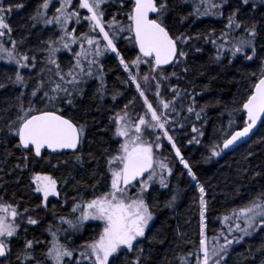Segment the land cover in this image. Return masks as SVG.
<instances>
[{
	"label": "snow or ice",
	"instance_id": "6c2138e0",
	"mask_svg": "<svg viewBox=\"0 0 264 264\" xmlns=\"http://www.w3.org/2000/svg\"><path fill=\"white\" fill-rule=\"evenodd\" d=\"M112 2L113 0H58L56 6L53 0H40L30 15V27H25H29L30 31L40 25L43 29H50L51 34L40 41V46L21 51L18 45H23L27 37L12 38L13 28L7 20L14 9H21L24 4L0 0V61L16 66L13 75L0 78V89L9 85L14 89H27L32 77L22 74V70L36 68L38 55L42 54L40 77L29 95L36 98L42 92L46 101L44 107H37L34 99H29L26 103L25 92L22 90L15 95L14 102L8 108L0 109V113H3L0 115V134L5 138H18L13 142L21 152L22 163L15 164V169L26 171L30 158L32 162L40 163L36 158H50L51 154H63L66 150H70L76 162L83 166L86 124L67 114L63 106L66 104L75 107L78 99L83 100L90 80L99 81L94 95L98 99L103 98L107 84L101 61L106 55L114 54L126 74L123 83L134 86L142 101L139 112L133 114L129 111V107L136 102L133 97L110 117L113 125L112 139L116 146L111 150H100L108 176L105 190L97 192L96 185L93 184L91 199L73 197L69 214L58 216V224L46 227L45 231L51 239L47 242L25 239L22 250L15 253L16 264H145L148 257L145 256L144 242H151L156 238L155 235H146L155 219L153 209L159 208L153 185L158 184L160 188L167 189L169 178L173 175V168L167 157L158 158V151L164 148L165 140L174 149L175 157L187 170V175L191 177L199 193L197 199L201 239L198 247L177 259L180 264H224L234 244L264 231V190L250 197L241 206L226 210L221 218L224 228L218 234H213L210 243L206 232L210 203L207 199L208 191L170 134V131H174L173 125L184 127L176 118V100L184 90L169 84L173 98L168 99L162 93L167 81L174 76L179 79L175 71L177 66H181L184 72L189 71L182 64L188 56L182 46L187 45L190 40L199 41L203 37L206 42H211L216 48L215 61L222 60L225 53L230 54L229 62L238 55L252 61L257 53L260 24L251 18L244 19L241 15L242 6L251 5L250 10L255 12L264 5V0H239V4L228 12L219 35L212 30L198 33L195 37L173 32L166 23V17L176 6L174 0H134L131 8L124 11L127 23L117 20L116 15L110 13L111 18L105 19L108 12L105 6H110ZM116 2L123 10L128 0ZM228 2L229 0H180L182 4L191 5L188 15L197 19H224V9ZM50 7L53 9L51 13ZM81 10H86V14L82 15ZM82 22H87V31L81 30L78 33L77 26ZM69 25L73 26L70 28ZM121 39L138 48V54L128 59L121 55L118 48ZM249 49L251 54H248ZM62 51L71 54V61L66 69L62 67L57 55ZM142 65L147 66L146 73L142 72ZM169 65L172 66L171 69L167 67ZM250 75L256 77L255 81L251 83L244 98L238 103L234 102L236 106L229 112L230 116L234 113L245 116L243 126L239 130L225 132L221 140L213 141L208 146V160L220 157L225 150H235L233 146L247 143V138L258 125L264 128V61L259 72H252ZM148 93H151L154 102L149 99ZM185 95L188 93L185 92ZM115 98L114 95L113 99ZM195 105V96H192L186 111L189 114L195 113L196 119L200 120L207 105L202 106L199 111ZM12 109L15 111L8 115ZM234 122V119L229 121L230 129ZM191 131L197 135L189 143L199 144L203 132L195 126ZM11 154L8 153L9 156ZM254 154L247 153L244 161ZM249 170L253 172L252 179L264 175V172L253 170L250 166L238 169L242 175H247ZM67 183V178L58 179L52 174L32 173L30 186L34 185L32 191L42 199L36 208L25 207L23 211L18 202L7 201L0 196V264H13V238L20 239L21 224L36 226L41 223L35 216L29 215L30 212L43 208L55 213V204L49 207L51 197L62 199L67 204V195L62 196L61 188L62 184ZM236 191L239 192V189ZM175 202L176 196L173 195L164 207L171 208ZM88 221L100 222L95 226L99 231L83 243H73L71 238L80 234ZM27 231L25 228L24 232ZM39 244H46L42 250L43 260L36 255V246ZM258 251H264V248ZM128 254H132L131 259ZM121 257L124 258L123 261ZM190 257H195V260H190Z\"/></svg>",
	"mask_w": 264,
	"mask_h": 264
},
{
	"label": "trees",
	"instance_id": "16d2710c",
	"mask_svg": "<svg viewBox=\"0 0 264 264\" xmlns=\"http://www.w3.org/2000/svg\"><path fill=\"white\" fill-rule=\"evenodd\" d=\"M12 2L24 4L23 8L14 9L9 14L7 22L13 28L12 38L27 37L23 45H18L21 51L40 46V41L51 34L50 29H43L40 25L31 28L29 31L31 25L30 15L34 12L40 0H12ZM174 3L176 5L174 10L166 17L169 28L173 32L195 37L198 33L211 32L212 30H215L216 35H219L228 12L239 4V0H229L228 4L225 5L224 19L215 17L197 19L188 15L191 11L190 4H182L180 0H174ZM105 7L108 8L105 15L106 20L110 19L111 15H116L117 20L127 23L124 11L131 8V3H125L123 10H121L116 0H113L110 6L106 5ZM250 9L251 5L242 6L241 15L244 19L251 18L260 24L257 53L252 61L238 55L229 62L230 54L228 53L224 54L222 60L215 61L216 48L211 42H206L203 37L199 41L190 40L187 45L182 46L188 52L187 60L182 61V64L186 65L189 71L184 72L181 66H177L175 71L179 79L174 76L167 81L162 93L168 99L173 98L174 94L169 90V84L172 87L184 90L180 98L176 100L178 109L176 118L184 124V127L180 128L178 124H175L172 126L174 131H170V134L173 135L181 153L188 160L193 171L208 191L207 199L210 203L206 232L210 243L213 234H218L224 228L221 218L226 210L241 206L250 197L264 190V175L252 179L253 172L251 170L248 171L247 175H242L238 171L241 167L250 166L253 170L264 172V128L260 127L249 143L234 152L223 153L220 157L211 160L206 158L210 154L208 146L213 141L221 140L225 132L242 128L245 117L240 113H234L230 116L229 112L236 106L234 102L238 103L242 100L251 83L255 81L256 77H252L250 73H258L262 61H264V46H262L264 45V5L258 7L255 12ZM181 17H187V19L182 20ZM26 25L29 27H25ZM118 48L121 55L125 56L126 59L138 54V49L125 39L118 42ZM197 48L201 50L196 51ZM248 54H251L250 49ZM58 59L62 67L66 69L71 61V54L62 51L59 53ZM41 60L42 54L38 55L36 68L22 70V74L32 77L28 81L27 89H14L11 85L0 89V109L8 108L9 104L14 102L15 95L22 90L25 92L26 103L29 99H34L37 107H44L46 101L43 99L42 92L38 93L36 98H31L29 95L40 77ZM103 64L107 84V91L103 98L98 99L94 95L95 89L99 86V81L90 80L86 86L83 100L78 99L75 102V107L66 104L63 106L67 114L86 124L83 166L76 162L73 154H63L41 158L39 159L40 163H34L30 158L29 168L21 172V170L14 167L15 164L22 163L20 159L21 152L15 148L13 142L18 138H5L3 134H0V185H2L0 186V196L7 201L18 202L21 211L25 207L36 208V205L42 199L39 194L32 191L34 185L30 186L32 173L52 174L58 179H68L67 185H61L62 196L66 194L68 198L67 204H64L62 199L50 198L49 207L51 208L55 204V213L39 208L36 212L29 213V215H33L41 221L39 225L21 224L20 239L13 238V264H16L15 253L22 250L25 239H39L46 242L51 239L45 231L46 227L49 224L53 226L58 224V216L69 214L73 197L91 199V186L93 184L96 185L97 192L106 188L108 176L106 175L105 160L100 150L101 148L111 150L116 146L115 141L112 139L113 125L110 117L119 112L124 104L128 103L133 97L136 98V102L129 107V111L135 114L140 111L142 101L135 92L134 86L123 83L126 74L122 71L118 60L114 56L106 57ZM168 68L171 69L172 66ZM15 71L16 66L14 64L0 61V78L13 75ZM168 74L170 75V73ZM185 92L188 95H185ZM114 95L115 99H113ZM148 95L149 99L153 100L151 93H148ZM192 96H195L197 111L202 106L207 105L206 111L201 114L200 120L196 119L195 113L189 114L186 111L191 103ZM14 111L15 109H12V112L8 115H12ZM2 114L0 113V115ZM233 119L235 122L232 129H230L229 121ZM193 126L203 132L199 144L189 143V140L197 135L191 131ZM249 152L255 154L245 162L244 157ZM8 153L12 154L9 156ZM159 157H167L168 161L171 162L173 175L169 178V188L163 189L160 186H153L159 208L153 209L155 219L150 224L149 232L146 235H155L156 238L151 242L147 240L144 242L145 256L148 257L145 264H180L177 258L192 252L195 247H198L201 239L197 199L199 193L191 177L187 175V170L175 157L174 149L166 140L164 141V148L158 151ZM236 189H239V192ZM173 195L176 196L174 206L171 208L164 207V204ZM99 224L98 221H88L83 231L71 238L73 243H83L96 235L99 229L95 226ZM25 228L28 229L26 233L24 232ZM45 247L46 244L36 246L38 259L43 260L42 250ZM262 248H264V231L244 238L243 242L239 244H234L224 264H264V251H258ZM131 257L132 254H128V258L131 259ZM123 260L124 258L121 257V261ZM190 260L194 261L195 257H190Z\"/></svg>",
	"mask_w": 264,
	"mask_h": 264
},
{
	"label": "water",
	"instance_id": "95a60500",
	"mask_svg": "<svg viewBox=\"0 0 264 264\" xmlns=\"http://www.w3.org/2000/svg\"><path fill=\"white\" fill-rule=\"evenodd\" d=\"M128 2L133 3L134 0H128ZM169 66H171V65H169ZM169 66H167V67H169ZM245 119H246V117H245ZM260 127H261V126L258 125V126H257V129H254V130H253V133L250 135L249 138H247V143H249V142L255 137V135L257 134V132H258V130H259ZM238 143H239V142H238ZM247 143L240 144L238 147H237V146H233V147H234L235 150H237L238 148H240L241 146H243V145H245V144H247ZM235 150H225L224 153L229 154V153H231V152H234ZM63 154H72V153L70 152V150H66V152L63 153ZM63 154L53 153V154H51V156H60V155H63ZM37 159H40V158H37Z\"/></svg>",
	"mask_w": 264,
	"mask_h": 264
},
{
	"label": "rangeland",
	"instance_id": "374dc122",
	"mask_svg": "<svg viewBox=\"0 0 264 264\" xmlns=\"http://www.w3.org/2000/svg\"><path fill=\"white\" fill-rule=\"evenodd\" d=\"M74 2H75V0H74ZM53 4L56 5V6H58V0H53ZM52 11H53V9L50 7L49 12L51 13ZM84 12H86V10H81V14H82V15H83V14H86V13H84ZM127 22H128V21H127ZM69 27L71 28L72 25H69ZM57 55L59 56V53H58ZM110 55H111V54H110ZM110 55H106L105 57H103L101 62L103 63V60H105V58L108 57V56H110ZM113 55H114V54H113ZM141 69H142V72H145V73L148 71L146 65H142V66H141ZM153 186H159V185H158V184H154ZM51 198H54V197H51ZM94 222H97V221H94ZM245 238H247V237H245Z\"/></svg>",
	"mask_w": 264,
	"mask_h": 264
},
{
	"label": "flooded vegetation",
	"instance_id": "af4514ba",
	"mask_svg": "<svg viewBox=\"0 0 264 264\" xmlns=\"http://www.w3.org/2000/svg\"><path fill=\"white\" fill-rule=\"evenodd\" d=\"M87 22H82L79 26H77V32L79 33L81 30L83 31H87V27H86ZM84 25V26H83ZM73 26V25H72ZM104 61V60H103Z\"/></svg>",
	"mask_w": 264,
	"mask_h": 264
}]
</instances>
